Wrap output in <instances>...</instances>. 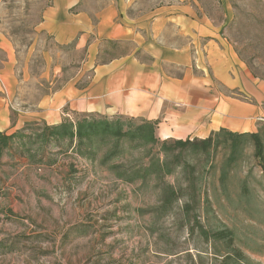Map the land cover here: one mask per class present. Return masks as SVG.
Wrapping results in <instances>:
<instances>
[{
    "label": "rangeland",
    "instance_id": "374dc122",
    "mask_svg": "<svg viewBox=\"0 0 264 264\" xmlns=\"http://www.w3.org/2000/svg\"><path fill=\"white\" fill-rule=\"evenodd\" d=\"M45 2L0 0V30L18 48ZM181 2L221 25L264 80V0H127V15ZM68 114L0 135V264H264V149L254 138L221 135L209 158L198 144L165 155L159 144L79 136L78 124L100 115ZM230 140L241 141L234 153Z\"/></svg>",
    "mask_w": 264,
    "mask_h": 264
},
{
    "label": "crops",
    "instance_id": "0c3cea01",
    "mask_svg": "<svg viewBox=\"0 0 264 264\" xmlns=\"http://www.w3.org/2000/svg\"><path fill=\"white\" fill-rule=\"evenodd\" d=\"M127 7V0H46L23 49L0 30V135L59 124L70 111L153 121L161 140L257 131L264 80L221 25L190 3L136 18Z\"/></svg>",
    "mask_w": 264,
    "mask_h": 264
},
{
    "label": "trees",
    "instance_id": "16d2710c",
    "mask_svg": "<svg viewBox=\"0 0 264 264\" xmlns=\"http://www.w3.org/2000/svg\"><path fill=\"white\" fill-rule=\"evenodd\" d=\"M100 120V121H99ZM99 120H84L82 123H79L76 128V134L79 136H85L88 133H95L96 135L102 136H110L116 141H120L122 138L126 137L132 140H137L141 145H157L159 144V151H162L165 155L170 151H174L178 147H185L187 145L195 146L198 144L200 150L206 155L207 158L211 156L210 153H213L218 146L217 139L219 136L224 135L225 138H228L230 135L235 136L239 140L245 137L254 138L255 147L258 146L261 152L264 149V126H260L257 128L256 132L252 133H237L231 132L224 129H220L216 132H212L207 138L204 139H197L194 138L191 141L187 140H163L161 141L155 135V127L156 122L147 121V120H140L139 124H135V119L126 118L118 116L113 119H107L99 117ZM59 127V126H58ZM63 126H61L62 128ZM60 128V127H59ZM57 126L54 128L55 132L58 131ZM71 128V127H70ZM65 130L70 135L71 129ZM70 129V130H69ZM225 134L229 136H225ZM12 137V136H10ZM241 145V141H237V143L233 140H230V147L232 149V153H234L238 147ZM175 156H177L175 154ZM156 158V157H153ZM166 173H171V169L167 167V162H162Z\"/></svg>",
    "mask_w": 264,
    "mask_h": 264
}]
</instances>
